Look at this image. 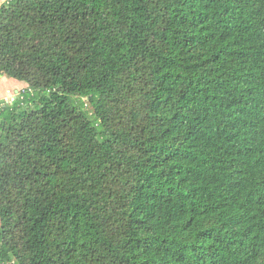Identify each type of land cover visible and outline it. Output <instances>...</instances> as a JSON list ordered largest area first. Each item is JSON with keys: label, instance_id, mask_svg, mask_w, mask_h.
Masks as SVG:
<instances>
[{"label": "trees", "instance_id": "16d2710c", "mask_svg": "<svg viewBox=\"0 0 264 264\" xmlns=\"http://www.w3.org/2000/svg\"><path fill=\"white\" fill-rule=\"evenodd\" d=\"M0 264H264V0H5Z\"/></svg>", "mask_w": 264, "mask_h": 264}, {"label": "rangeland", "instance_id": "374dc122", "mask_svg": "<svg viewBox=\"0 0 264 264\" xmlns=\"http://www.w3.org/2000/svg\"><path fill=\"white\" fill-rule=\"evenodd\" d=\"M14 80L18 81L16 79H14ZM14 80L12 78H8L6 76H5V79L0 77V96L8 95L7 90H10L12 92V91H14V89L18 88V87H15L13 85L12 81H14ZM0 100H3V98ZM3 103H4V101L0 102V105H2Z\"/></svg>", "mask_w": 264, "mask_h": 264}, {"label": "crops", "instance_id": "0c3cea01", "mask_svg": "<svg viewBox=\"0 0 264 264\" xmlns=\"http://www.w3.org/2000/svg\"><path fill=\"white\" fill-rule=\"evenodd\" d=\"M3 1H5V0H0V3H2ZM0 77L5 79V76H0ZM12 82H13V85L15 87H18V88L14 89V91H12V92L10 90H7L8 95L0 96V99L3 98V100H0V102H2V101L7 102V99H9L11 96H14V98H15L19 94V92L22 91V89L26 87V84L24 82L15 81V80Z\"/></svg>", "mask_w": 264, "mask_h": 264}, {"label": "built area", "instance_id": "2783aa9c", "mask_svg": "<svg viewBox=\"0 0 264 264\" xmlns=\"http://www.w3.org/2000/svg\"><path fill=\"white\" fill-rule=\"evenodd\" d=\"M14 99V96H11L9 99H7V102L12 101Z\"/></svg>", "mask_w": 264, "mask_h": 264}]
</instances>
